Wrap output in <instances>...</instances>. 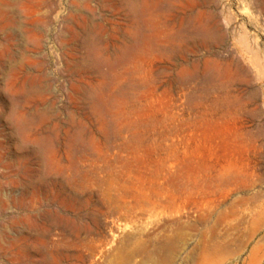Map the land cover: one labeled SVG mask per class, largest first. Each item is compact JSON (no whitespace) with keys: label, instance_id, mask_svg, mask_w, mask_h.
Listing matches in <instances>:
<instances>
[{"label":"rangeland","instance_id":"obj_1","mask_svg":"<svg viewBox=\"0 0 264 264\" xmlns=\"http://www.w3.org/2000/svg\"><path fill=\"white\" fill-rule=\"evenodd\" d=\"M127 1L0 0V264H264V0Z\"/></svg>","mask_w":264,"mask_h":264},{"label":"bare ground","instance_id":"obj_2","mask_svg":"<svg viewBox=\"0 0 264 264\" xmlns=\"http://www.w3.org/2000/svg\"><path fill=\"white\" fill-rule=\"evenodd\" d=\"M128 1H129V0H128ZM128 1H127V7H128V10H130V11L133 13V12L135 11V7H136V6L134 7V6L132 5V4H134V3L131 2V3H132V4H131V3L128 2ZM124 2H125V1H124ZM0 8H1V7H0ZM126 9H127V8H126ZM136 9H137V8H136ZM130 11H129V12H130Z\"/></svg>","mask_w":264,"mask_h":264}]
</instances>
